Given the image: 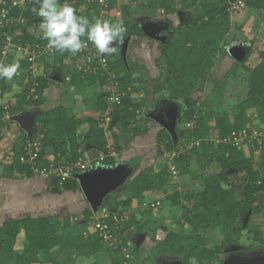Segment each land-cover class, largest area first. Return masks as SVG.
I'll use <instances>...</instances> for the list:
<instances>
[{
	"label": "trees",
	"instance_id": "trees-1",
	"mask_svg": "<svg viewBox=\"0 0 264 264\" xmlns=\"http://www.w3.org/2000/svg\"><path fill=\"white\" fill-rule=\"evenodd\" d=\"M231 1L238 0H188L187 7L199 2L201 9L194 13L193 17L183 19L176 27L168 17L174 12L172 6L175 0L147 1L145 5L147 8L162 10L165 14L158 23L161 26L158 34L163 39L153 41L156 50L153 57L155 65L159 61L164 64V70L159 76L162 77V85L167 90V100L162 106L169 108L174 114V106L171 102L183 99L184 110L176 121L193 122L188 128L175 129V139L160 126L154 136L157 151L158 153L167 151L172 154V165L144 167L132 178L129 197L119 201V205L123 208L141 205L145 200H162L171 207L180 208L181 217L175 221L179 227L183 224L188 225L190 230L186 233L179 229L168 231L165 237L155 244V251L157 255H181L187 261L195 259L197 264H221L222 254L241 245L244 227H247L253 241L264 240L260 227L249 222L253 214L264 211V139L255 140L249 146L248 155L235 146L214 144L207 140L211 132L223 136L232 129L240 130L245 127L249 130L252 125V117L247 113L249 109H253L256 118L264 124V32L258 49H254L251 44L246 45L242 56L236 57L226 73L215 81L207 106L204 103L196 105L190 100L196 85L202 87L203 83L211 78L210 71L216 67V58L226 52L223 42L230 29ZM241 1L246 7L264 13V0ZM60 2L63 3V0ZM82 2L70 0L77 10V15H81ZM113 2L114 0L109 1L103 6L97 0H93L86 6L83 16L90 20L103 17L102 20L107 19L113 23L122 21L127 29L123 45L134 43L144 46L145 43L142 42L144 39L153 40L154 37L145 33L143 20L136 18L135 7L138 4L135 0L117 5ZM34 7L38 8V5L30 0L27 1L24 9H13L11 17L22 18L25 25L14 23L3 31L12 32L16 27L22 28L21 42L25 45L38 42L42 33L37 32L40 18L32 11ZM116 11L121 16L117 17L118 20L113 16ZM31 26L34 29H30ZM3 31L0 32V46L5 35ZM121 45L122 43L117 44L118 51L109 56L108 71L104 75L79 71L71 63H65L67 56L72 60L75 56L67 52L62 55L55 52L41 62L47 72L39 74L34 80L29 77L27 70L30 63L22 59L18 61L20 65L18 74L11 81L5 83L0 80V99L19 83V90L14 94L15 104L7 111L0 107V119L4 112L16 114L27 108L35 112L30 133L21 130L17 143L9 154L11 158L7 156L3 163V171L8 177L13 171L27 178L34 177L32 171L20 161L22 146L29 135L40 136L39 162L42 164L48 162L45 156H53L55 161L69 163L76 161L82 153L89 156L101 151L107 156L100 163L111 169L116 167L118 161L116 162L114 156L108 155L107 147L109 144L116 153L122 150L118 135L112 131L114 124L118 121H122L126 126L135 123L132 134L135 137L141 132L140 121L144 117L148 121L152 120L147 116L149 112L145 113L144 117L143 115L138 117L134 112L142 92L140 85L143 83L139 79L140 82L137 83L140 85L134 84L132 77L145 69L142 64L130 58L128 50L127 53L120 54ZM7 58L5 64H12V56ZM109 72L114 74V80L120 82L121 89L130 88L121 97L119 104H109L106 98L110 93L98 91V86L107 82ZM66 77L70 79L66 80ZM24 78L25 83H23ZM54 83L60 85V95H67L71 86L79 85L87 89L95 87L96 92L92 94V98L90 97L91 100L87 99L89 101L87 108L90 109L94 105L96 115L78 116L62 103L48 109H40L51 98L49 89ZM32 87L34 92L31 94ZM107 109L111 111V118L106 124L101 114ZM107 132L111 133L110 142ZM197 141L198 144L195 143ZM255 151L259 155L258 161L254 159ZM194 157L198 167L191 170L190 165ZM96 164L98 162L93 161L90 169ZM213 164L218 168L211 170ZM171 166L178 175L195 180L199 185L189 194L181 195L176 189L172 191ZM235 177L243 193L241 199L236 197ZM43 182L45 192L50 194L60 195L82 190L79 180L73 177L60 182L59 177L54 175L49 179H43ZM37 192L35 191L34 194ZM119 194L120 192L115 193V196L118 198ZM109 202L111 201L102 200L100 205H95V210L102 213L106 204L111 212L116 210L117 207ZM142 212L149 213L151 209H144ZM93 214L95 211L89 206L85 207L82 211L84 222L89 223ZM78 217L74 213L63 217L26 215L5 220L0 225V264H76L74 260L76 256L90 257L99 254L104 246L114 252L112 264H121L122 261H125V264H132L131 257L126 258L120 252L121 247L126 244L125 240L113 248L108 247L94 233H89L85 238L80 230L83 229L84 224ZM132 221L130 220L131 223ZM108 222L111 226L117 225L112 219ZM145 226V222L138 225V231H143ZM123 227H126V222L123 223ZM215 229H218L222 236L221 242L212 248L206 247L200 233L204 234ZM21 231L23 245L17 247ZM114 231L115 234L116 231L122 232L120 226ZM246 247L249 248V245ZM136 251V248L132 249V257L137 255ZM60 256H65L67 261L62 263Z\"/></svg>",
	"mask_w": 264,
	"mask_h": 264
},
{
	"label": "rangeland",
	"instance_id": "rangeland-1",
	"mask_svg": "<svg viewBox=\"0 0 264 264\" xmlns=\"http://www.w3.org/2000/svg\"><path fill=\"white\" fill-rule=\"evenodd\" d=\"M127 1L128 0H114L113 3L114 5L115 3L117 5V3L124 4ZM135 1L138 4V6L135 7L136 18L138 20H143V27L146 31H153L155 35L160 37L158 30L161 26L158 23L159 19L165 15L163 11L152 10L149 7L147 8L145 5H147L148 0ZM187 3L188 0H175L172 6L174 7V12L168 15L175 27L183 19L193 17L194 13L201 9L199 2L192 5L191 7H187ZM88 4V2H84L82 5L80 11L82 16L85 14L84 11ZM230 5V29L223 42L226 52L216 58V67L210 71L211 78L206 80L202 87L200 85H196L192 94L190 95L191 103H195L196 105L204 103V105L207 106L209 103L208 97L210 96L211 89L214 86L215 81H217L224 73H226V71L232 66L236 57L240 58L242 56L246 45L251 44L254 49H258L263 40L264 13L262 11H257L255 9L246 7L245 3L243 5H237L236 2L231 1ZM113 16L117 20V17H121L120 13L117 11L113 14ZM22 23L25 25L24 20L21 22V24ZM21 29L18 32H20ZM30 29H34L33 26H31ZM37 32H40V30L38 29ZM154 40H156V38H153L151 41L144 39L142 41L145 43L144 46L134 43H131V45H127L125 43L123 45L122 43L120 48V54L123 55L129 51L130 58L144 66L145 70H143L141 73L137 72V74L132 77L134 84L137 85V82H140V80L143 83V85L138 84L142 88V92L140 94L138 106L136 108L140 110L139 116L143 115V117L145 113L154 110L157 105L162 106L167 100V90L162 85V77L159 76V73H162L164 70V64L163 62L159 61L155 65L153 59V57H155L156 51L155 43L153 42ZM18 61L19 60L12 58V63H18ZM36 72L45 73L47 70L44 67L42 70L41 68H37ZM2 81L4 82V80ZM6 82L8 81H5V83ZM13 88L14 92L18 87L14 85ZM98 88V91L104 92L102 88ZM94 90H96L95 87H91L90 89L84 88V91L81 93L71 90V92L68 94L69 96H67L68 101H70V104L67 106L70 108V110H72V112H75L74 106L82 102L81 100L83 99V108L86 109L84 110L86 112L82 116L96 115L94 105L90 109L89 107L87 108V104L89 102L87 99L91 100L90 97L92 98V94L96 92ZM50 94H52V97L54 98H59L58 100H60V102L55 100L51 101L49 98V100H47L40 109H48L58 103H62L63 105L68 103L64 99L65 95H59L60 92L57 91V89H54ZM77 95L81 97L79 98ZM84 98H86V100H84ZM171 103L174 106V115L177 119L183 113L184 100L180 99L174 103ZM13 104H15L14 96L11 97L9 95H4L2 100H0V107H7L8 109ZM31 111L32 109L18 112V116L15 114H7L5 116L6 113L4 112L3 116H1L2 119H0V121L3 123H0V125L4 126L8 124L7 126H9L13 123H16L22 131H25L28 134L30 133L29 129L34 122L35 117V112ZM247 113L250 117H252V125L249 130L243 127L247 130L246 133H250L252 129H254L258 135H260L258 137L264 139V124L256 118L253 109H249ZM192 122L189 123L185 121H176L175 129L183 127L188 128ZM134 126L135 123L134 125L129 124V126H126L122 121H118L112 128V131L118 135V139L122 146V150L119 153H116L114 156L116 162L118 161L115 168L111 169L109 166H104L103 163H98L94 168L89 169L84 173L85 176L88 175V178L92 182L91 188L93 198L95 200L94 204L100 205L102 200H110V204L113 203V206L117 207L116 209H120V211L124 212L125 220L122 222V225H120L122 232L116 231L118 235L117 240L118 242L122 240L127 242V252L130 254L132 264H197L195 259L187 261L181 255H157L155 251V244L160 242L168 231L179 229L182 230L183 233H186L190 230L188 225L183 224L182 227H179L175 221L181 217L182 211L180 208L171 207L162 200H160V204L157 207L152 208L151 212L149 213L142 212L144 209H146L145 206H143V203H141V205H131L130 208H123L121 205H119V201L129 197V187L132 178L144 167L150 165L159 167L160 164L172 165V154L168 153L167 151H162L161 153H158L157 151V144L154 136L160 128V125L154 120L148 121L144 117L139 124L141 129L140 134L133 137L132 134L134 131ZM12 131L14 130L8 129L7 131L2 132L5 133L6 140L14 137V133ZM2 133L1 138L4 136ZM214 134V132H211L208 137H213ZM107 136L109 137L108 141L110 142L111 133L107 132ZM260 138H257L256 140ZM254 141L255 140H252V144ZM4 148H7V146ZM240 149L243 150L246 155L249 154V146L247 144H244ZM195 159L196 158L194 157L191 161V170H195L198 167L195 163ZM254 159L256 161L259 159L257 151L254 152ZM132 167L134 168L132 169ZM217 168L218 166L216 164L211 166V170ZM129 173H131L130 176ZM16 175L22 176L20 174ZM79 176H81V174ZM30 178L28 177L22 180L16 178L17 180L13 181L11 185H8V190L11 191H7L5 195H2L0 192V225L7 219L21 218L26 215H56L58 217H63L65 215H71L75 213L79 216L78 219L81 221V223L84 224L83 229H80L83 237L87 238L89 233L93 232V230L90 232L91 225L84 222L82 211L85 207L89 206L90 209L95 211V217H99L101 213L96 211L94 206L89 204L82 190L81 192H65L60 195L50 194L46 193L44 190L45 187L43 178ZM172 178L173 181L170 184L171 190L174 191L176 189L181 193V195L191 193V190L199 185L195 180H189L186 177L180 176L178 174L175 176L173 174ZM235 184H237L236 197L241 199L243 193L238 185L237 177H235ZM10 187L12 189H10ZM115 188H117L116 191ZM35 191L38 192L34 194ZM119 192L120 197L117 198L115 193ZM108 195L109 197L104 198V196ZM109 211L110 209L108 204H106L103 206L101 212L103 214H107ZM249 219L250 223L256 224L260 227L264 239V211L253 214ZM130 220H133L132 223ZM125 222L126 227H123V223ZM144 222L146 223L144 230L138 231L137 226ZM200 236L202 237L206 247L210 248H212L215 244H219L222 239L218 229L210 230L204 234L200 233ZM22 245L23 233L21 231L19 233L16 246L22 247ZM248 245L249 248L246 247ZM133 248L137 249V255L132 257ZM113 254V250L104 246L103 251L99 254H94L90 257L76 256L74 260H76V264H112ZM59 259L62 263L67 261L65 256H60ZM221 259V264H264V240L261 242L253 241L252 236L247 230V227H244L242 230L241 245L233 247L231 250H227L225 254L221 255ZM121 264H125V261H122Z\"/></svg>",
	"mask_w": 264,
	"mask_h": 264
},
{
	"label": "built area",
	"instance_id": "built-area-1",
	"mask_svg": "<svg viewBox=\"0 0 264 264\" xmlns=\"http://www.w3.org/2000/svg\"><path fill=\"white\" fill-rule=\"evenodd\" d=\"M30 0H0V32H2L5 28H9L14 23H21L23 21L22 18L11 17V11L15 8L24 9L25 4ZM78 0H72V2H77ZM84 2H93V0H80ZM109 1L112 0H97V2L103 6H106ZM237 5H243L241 0L236 2ZM119 13V12H118ZM16 27L14 31L4 32V38L2 41V45L0 46V64H5V60L7 57L12 56L16 60H27L30 64L28 66L29 77L33 80L42 72H36L37 68H43L41 62L48 58V56H52L55 51L46 47L47 41L39 39L38 42H33L32 44H24L21 42L20 37L22 35V29ZM86 39V38H83ZM110 60V57L107 55L98 54L91 44L82 52L75 55L72 60L70 56L65 58V63H71L75 67V69L82 71L84 73H100L104 75L107 73V62ZM112 60V59H111ZM46 69V68H45ZM47 70V69H46ZM102 71V72H101ZM18 74V72H17ZM69 77H66V80H69ZM114 74L108 73L107 82L102 86H98L104 90V92H109L110 94L107 96L106 100L109 104H119L121 101V97L125 95L126 91L130 88L127 87L126 90L121 89L120 82L118 80H114ZM34 92V87L30 89V93ZM4 110H7V107H3ZM135 114L139 116L140 110L135 109ZM7 114V113H6ZM5 114V115H6ZM111 111L109 109L105 110L101 117L105 120L106 124L110 120ZM246 129L242 128L240 130L232 129L229 133L223 136H219L214 134L213 137H207V140L212 141L214 144H226L232 145L236 148L240 149L244 144L250 146L252 144V140H256L260 138L256 130L252 129L250 133H246ZM199 141L195 142L198 144ZM108 155L115 156V150L108 144ZM22 154L20 155L21 163L25 164L28 167V170L32 171L34 177H41L43 179H49L52 176H57L60 179V182L65 181L67 178H76L79 180V175H85L84 173L91 168V164L93 161H97L98 163L103 162L107 155L103 152H98L96 155H85L81 154L76 161L69 163H62L61 160H54L53 156H45L47 158V163H40V151H41V142L40 136L32 137L28 136V140H26L25 144L22 146ZM44 157V158H45ZM172 175L177 174V171L174 167H171ZM264 197V192H263ZM143 206L146 209H152L157 207L160 204V200L152 201H144L142 202ZM89 220V224L91 225L92 233L97 235L104 243L107 244L108 247L115 248L117 244H121V241L117 240V233L115 234L114 229L122 225L124 219V212L120 211V209H116L115 211H109L107 214L101 213L99 217H95L93 214ZM112 219L114 223L111 226L108 220ZM127 242L125 245L121 247V253L124 254L126 258L130 256L129 252H127Z\"/></svg>",
	"mask_w": 264,
	"mask_h": 264
},
{
	"label": "clouds",
	"instance_id": "clouds-1",
	"mask_svg": "<svg viewBox=\"0 0 264 264\" xmlns=\"http://www.w3.org/2000/svg\"><path fill=\"white\" fill-rule=\"evenodd\" d=\"M38 8L32 11L40 18L38 28L46 47L56 53L72 56L86 49L89 44L100 55L111 56L118 51L127 31L122 21L113 23L107 19L77 15L70 0H33ZM86 38V39H83ZM20 69L19 63L0 64V80L11 81Z\"/></svg>",
	"mask_w": 264,
	"mask_h": 264
},
{
	"label": "crops",
	"instance_id": "crops-1",
	"mask_svg": "<svg viewBox=\"0 0 264 264\" xmlns=\"http://www.w3.org/2000/svg\"><path fill=\"white\" fill-rule=\"evenodd\" d=\"M25 78H24V80H23V82H25ZM15 86L16 87H18V88H16V90L13 92V89L10 91V92H8V93H6L5 95H9V96H11V97H13L14 96V94H15V92H17L18 90H19V83H17V84H15ZM60 87V85H58V84H56V83H54V84H52L51 85V87H50V93L54 90V89H57V91H59V88ZM84 88H86V87H84ZM84 88H82V87H80L79 85L78 86H71L69 89V93L71 92V90L72 91H75V92H82V91H84ZM61 90V89H60ZM68 93V94H69ZM53 94V93H52ZM52 94H51V101L53 100H55V101H58V102H60V100H58L59 98H54V97H52ZM65 95V97H64V99L68 102V103H65V106H67V105H69L70 103V101H68V98H67V96H69V95ZM60 95V94H59ZM81 95V94H80ZM82 96V95H81ZM81 96H79V95H77V97H81ZM4 97V96H3ZM14 99H15V96H14ZM82 99V98H81ZM0 100H2V98L0 99ZM82 102H80V103H78V104H76L75 106H74V109H75V112H73L74 114H77L78 116H82V115H84V113L86 112V111H84V110H86L85 108H83V99L81 100ZM25 110H30V108H27V109H25ZM31 112H33V111H31ZM8 114V113H7ZM6 114V115H7ZM5 115V116H6ZM8 115H14V114H8ZM16 116H18V113H16L15 114ZM2 119V118H1ZM15 124V125H14ZM8 124H6V125H4V126H1L2 128H1V133L2 132H5V131H7L8 129L10 130V129H12V130H14V131H12L13 133H14V137H12V138H9L8 140H6V138H5V133H2V134H4V136H3V138H1V133H0V192H1V194L2 195H5L6 193H7V191L9 192V191H11V190H8V185H11V183L13 182V181H15V180H17L16 178H19V179H26L27 177L26 176H18V175H16V174H18L17 172H15V171H13L12 173V175L10 176V177H8L7 176V174L5 173V171H3V163L5 162V159H6V157L8 156V157H10L11 158V155L9 156V154L11 153V151H12V147L17 143V140H18V137H19V135H20V133H21V128H19V126L16 124V123H13L12 125H9V126H7ZM6 126V127H5ZM18 126V127H17ZM8 127V128H7ZM10 127V128H9ZM4 128V129H3ZM7 146V148H4V147H6ZM6 153H7V155H6ZM30 179H32V177L30 178ZM7 188V189H6ZM10 189H12L11 187H10ZM3 198V197H2Z\"/></svg>",
	"mask_w": 264,
	"mask_h": 264
},
{
	"label": "water",
	"instance_id": "water-1",
	"mask_svg": "<svg viewBox=\"0 0 264 264\" xmlns=\"http://www.w3.org/2000/svg\"><path fill=\"white\" fill-rule=\"evenodd\" d=\"M145 33L148 34L149 36H152L147 31H145ZM154 38L159 39L161 37L155 36ZM147 116L151 118L152 120H154L161 127H163L174 139L176 138V133H175L176 117L169 110V108L157 107L154 110L150 111ZM79 183H80L82 191L86 199L88 200L89 204L91 206H94L95 208L94 198H93L92 188H91L92 182L88 178V175L79 176Z\"/></svg>",
	"mask_w": 264,
	"mask_h": 264
},
{
	"label": "flooded vegetation",
	"instance_id": "flooded-vegetation-1",
	"mask_svg": "<svg viewBox=\"0 0 264 264\" xmlns=\"http://www.w3.org/2000/svg\"><path fill=\"white\" fill-rule=\"evenodd\" d=\"M159 31V30H158ZM149 34H151L153 37H155V36H157V35H155L154 33H153V31H147ZM161 33V32H160ZM159 39H163V38H159ZM235 55V54H234ZM159 107H164V106H160L159 105ZM155 108H157V107H155Z\"/></svg>",
	"mask_w": 264,
	"mask_h": 264
}]
</instances>
